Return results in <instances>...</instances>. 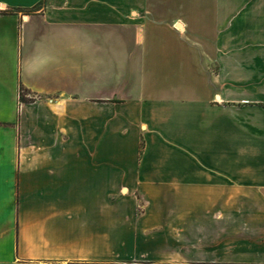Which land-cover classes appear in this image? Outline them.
I'll return each instance as SVG.
<instances>
[{
	"label": "crops",
	"instance_id": "obj_1",
	"mask_svg": "<svg viewBox=\"0 0 264 264\" xmlns=\"http://www.w3.org/2000/svg\"><path fill=\"white\" fill-rule=\"evenodd\" d=\"M0 264H264V0H0Z\"/></svg>",
	"mask_w": 264,
	"mask_h": 264
},
{
	"label": "rangeland",
	"instance_id": "obj_2",
	"mask_svg": "<svg viewBox=\"0 0 264 264\" xmlns=\"http://www.w3.org/2000/svg\"><path fill=\"white\" fill-rule=\"evenodd\" d=\"M23 95V94H22ZM22 97V96H21ZM22 99V98H21ZM26 99L28 100L29 99V97H26ZM124 192H125V190H124ZM134 200H136V202L138 203L137 205H139V207L141 206V205H143V203H144V199L143 198H141V197H138V198H135L134 197Z\"/></svg>",
	"mask_w": 264,
	"mask_h": 264
},
{
	"label": "trees",
	"instance_id": "obj_3",
	"mask_svg": "<svg viewBox=\"0 0 264 264\" xmlns=\"http://www.w3.org/2000/svg\"><path fill=\"white\" fill-rule=\"evenodd\" d=\"M22 94H23V95H22ZM21 96H22L21 98H22L23 100H27V99H26V96L24 95V93L21 92Z\"/></svg>",
	"mask_w": 264,
	"mask_h": 264
}]
</instances>
